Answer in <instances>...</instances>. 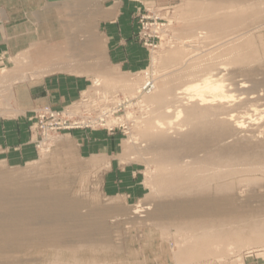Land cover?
<instances>
[{"label":"rangeland","instance_id":"rangeland-1","mask_svg":"<svg viewBox=\"0 0 264 264\" xmlns=\"http://www.w3.org/2000/svg\"><path fill=\"white\" fill-rule=\"evenodd\" d=\"M141 2L130 70L97 46L61 108L25 111L14 88L65 63L0 70V118L33 149L0 156V264H264V0Z\"/></svg>","mask_w":264,"mask_h":264},{"label":"crops","instance_id":"crops-1","mask_svg":"<svg viewBox=\"0 0 264 264\" xmlns=\"http://www.w3.org/2000/svg\"><path fill=\"white\" fill-rule=\"evenodd\" d=\"M141 0H0V70L15 65V58L30 53L35 60L49 56L64 69L30 78L14 88V97L23 95L33 110L43 104L61 108L77 99L96 69V48L110 66L124 67L126 56L142 47L136 38L135 12ZM61 6L63 10H54ZM84 33L87 42L80 60H72L74 38ZM66 39V41H65ZM68 50H65L66 48ZM70 49V50H69ZM93 60V61H92ZM48 61V60H47ZM82 61V62H81ZM74 62V64H70ZM101 136L102 132H75ZM72 138V137H71ZM89 142V140L87 141ZM32 147L27 124L0 118V156L31 159Z\"/></svg>","mask_w":264,"mask_h":264},{"label":"bare ground","instance_id":"bare-ground-1","mask_svg":"<svg viewBox=\"0 0 264 264\" xmlns=\"http://www.w3.org/2000/svg\"><path fill=\"white\" fill-rule=\"evenodd\" d=\"M208 80V79H207ZM206 80V81H207ZM204 88H205V90H207V88H208V91L210 90L211 92H213V93H216V92H218L219 90L221 91V89L223 88V84L221 83V82H218L217 80L216 81H209V82H207V85H206V83L204 84ZM207 86V87H206ZM193 88L194 87H196V88H198V85L196 86V85H194V86H192ZM191 87V89H193ZM218 94V93H217ZM217 94L215 95V96H217ZM200 96H203L202 94H200ZM204 97V96H203ZM237 124H239V123H237ZM240 126V125H239ZM201 223V222H200ZM203 224V223H202ZM256 226V225H255ZM255 231V234H257V235H259L258 236V238H264V232H263V229H261L260 227L259 228H256L255 227V229H254ZM254 232H253V234H254ZM262 240V239H261Z\"/></svg>","mask_w":264,"mask_h":264}]
</instances>
